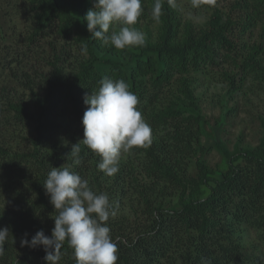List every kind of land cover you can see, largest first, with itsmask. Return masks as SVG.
I'll use <instances>...</instances> for the list:
<instances>
[{"label": "trees", "instance_id": "1", "mask_svg": "<svg viewBox=\"0 0 264 264\" xmlns=\"http://www.w3.org/2000/svg\"><path fill=\"white\" fill-rule=\"evenodd\" d=\"M241 1V4L238 0L231 5V12L242 9L248 17L239 16L235 27L230 17L221 24V13L215 11L205 31L196 34L186 32L184 38L178 41L172 0H163L159 40L154 45L140 48V55L128 72L122 69L121 65L124 64L109 59L105 61L109 69L100 74L92 68L91 61L90 65H85L82 77L76 81L65 83L64 86L50 84V93L58 94L54 98V106L63 105L65 111L67 109V112L73 113L81 121L86 110L83 98L98 90L101 78L107 76L113 80L123 79L129 90L138 97L137 109L142 116L146 115L151 135L155 136L145 149V157L149 161L145 169L150 171L147 175L150 181L139 192L142 206L140 221L132 227L125 224L126 221L121 216H110L107 221L110 235L118 243L117 264L261 263V258L254 254L243 255L239 241L242 239L241 226H245L258 234L259 241L264 246V132L256 149L235 146L229 150L221 142L214 145L226 166L221 178L211 177L203 161L199 159L195 162V177L189 176L187 166L194 154L195 145L198 148L201 146L199 134L202 121L200 109L186 81L187 75L208 72L207 64L213 62L216 51H226L223 55L225 62L234 47L229 39L235 34L234 28L237 27V33L242 36L246 31L251 32L250 27L255 19L263 23L264 35V0ZM79 2L88 3L86 0ZM79 2L29 0V12L36 16L33 21L34 34L43 38L46 29L55 27L63 37L73 35L78 41L86 43L83 48L90 55L96 49L100 53L113 55V47H103L99 40H88L90 35L84 21L85 15L78 18L70 13L69 8L81 6H78ZM91 2L93 4V0ZM258 53L257 49H253L237 65L241 71L239 75L253 74L256 78H264V66L256 59L259 57ZM94 57L95 60L98 59L96 55ZM235 63L238 64L234 61V67ZM146 76L148 80H144ZM173 77L179 81L181 97H175V102L162 106L163 93L170 90L174 83V80L171 81ZM227 80L231 86L230 93L238 89L234 75ZM1 90L4 92V87ZM4 106L6 112L15 113L18 120L15 125H21L30 119L23 105L16 106L10 100L4 102L0 99L2 112ZM5 123L9 124L10 121ZM44 125L42 120L38 122L40 129L36 128L37 136L31 140L30 154L13 151L11 146H0V195L4 191V179L8 178V174L22 168L30 169V176L20 186L22 193L9 202L11 206L0 211V228L7 227L10 230L3 243L0 264H44L45 252L42 247H21L20 243L25 234L30 240L41 230L46 236H50L54 227L53 218L57 214L43 187L51 167H56L58 163L52 165L38 147V143L43 140L41 128ZM262 128L264 130L263 120ZM9 133L12 135L9 139L16 143L17 139ZM0 139L4 143V134L1 132ZM88 150L80 148L77 156H73L71 151L67 155L63 154L64 161L66 163L68 157L70 171L87 179L94 192L106 193L110 209L117 213V207L123 204L126 194L121 183V171L115 174L116 182L119 181L116 183L118 187L106 190L102 183L107 176L100 171L94 174V165L88 164ZM138 152L141 151L136 150L134 153ZM189 187L192 191L187 193ZM169 190L174 193L178 191L177 201L168 205L158 203L157 200L162 196L160 192ZM58 264H75L72 249L67 242L61 249Z\"/></svg>", "mask_w": 264, "mask_h": 264}, {"label": "rangeland", "instance_id": "2", "mask_svg": "<svg viewBox=\"0 0 264 264\" xmlns=\"http://www.w3.org/2000/svg\"><path fill=\"white\" fill-rule=\"evenodd\" d=\"M67 1L79 2V0ZM86 1L87 4L79 2L78 6H81L69 8L70 13L81 18L93 6L91 0ZM236 1L238 0H199V6L194 7L192 0H172L173 19L178 26L177 40L181 41L186 32L196 34L205 31L215 11L221 13V24L230 17L235 27L240 19L239 16L248 17L246 12L241 11L242 9L231 12V5ZM241 2L240 0V4ZM153 4L154 0H141L143 11L135 25L137 30L145 34V45L156 44L161 35L162 24L152 17ZM29 9V0H0V99L4 102L10 100L16 106L23 105L30 116V119L25 120L23 124L15 125L18 122L15 113L6 112L5 106L3 112L0 108V132L4 134V143L0 141V146L3 145L4 148L11 146L13 151L30 154L31 140L37 136L36 128L38 122L42 120L45 123V130L41 128L44 136L38 143L40 151L46 155V160L52 165L55 166L58 162L57 168L68 167V157L65 163L63 154H69L72 146L83 139V127L80 119L73 113L67 112V109L65 111L63 105L54 106L56 102L54 98L58 94L50 93L52 88L50 84L64 86L65 83L76 81L82 77L85 65H90L91 61H93L92 68L100 74L109 69L105 65V61L109 59L124 64L121 65L122 69L128 72L129 67L135 65L141 47L123 51L113 48L115 51L113 55L100 53L96 49L94 54L98 59L95 60L94 54L90 55L87 49L83 51L86 43L78 41L73 35L68 38L63 37L55 27L46 29L43 38L35 35L33 21L36 16L30 13ZM145 14L146 17H143ZM253 21L251 32L246 31L242 36L237 33L238 28H234L235 34L229 38L234 47L225 62L223 55L226 51H216L213 62L207 64L208 72H193L186 77L202 118L199 134L201 146L198 148L195 145L194 154L187 162L190 177L196 176L195 162L199 159L203 161L211 177L221 178L226 166L221 154L214 148L218 142L223 143L229 150L234 149L235 146L256 149L259 145L264 132L262 128L264 78H256L253 74L239 75L241 71L237 66L253 49L258 50L259 57L256 59L264 66L263 23L255 19ZM116 30L118 31V26ZM88 40L92 38L89 36ZM234 61L238 63H235L236 67L233 66ZM232 75L235 77L238 89L230 93L231 86L227 79ZM144 80H148V76ZM171 81L174 83L168 92L163 93L162 106H166L171 101L175 102V97H181L179 81L174 77ZM3 87L4 92L1 90ZM143 118L147 120L146 115ZM6 121L10 123L6 124ZM9 132L13 134L14 139H17L16 143L9 139L11 135ZM154 137L151 135V138ZM80 148L88 149L82 143ZM147 148L148 146L134 149L132 153H124L119 161L121 183L125 187L123 188L126 194L123 204L117 207L116 217H123L125 224L131 227L141 219L142 206L139 192H142L150 181L147 176L150 171L145 169L146 164L149 163L148 158L145 157ZM136 150L141 152L134 153ZM88 158V164L94 165V174H97L99 170L95 165L99 162L98 157L88 150ZM22 169L8 174V178L4 179V191H1L2 195H0V211L3 210L4 204V210L11 206L9 202L22 193L20 186L25 184L24 181L30 176V169L24 168L23 171ZM116 177L115 175L105 177L102 185L106 190H115L118 187L116 183L119 181L116 182ZM163 191L160 192L162 196L157 200L158 203L168 205L177 201L178 191L174 193L169 190L162 193ZM191 191L189 187L187 193ZM241 229L242 239L239 242L243 255L254 254L261 258L260 264H264V246L261 245L258 234L245 226H241Z\"/></svg>", "mask_w": 264, "mask_h": 264}, {"label": "clouds", "instance_id": "3", "mask_svg": "<svg viewBox=\"0 0 264 264\" xmlns=\"http://www.w3.org/2000/svg\"><path fill=\"white\" fill-rule=\"evenodd\" d=\"M192 4L198 7L199 0H192ZM162 9L163 0H154V20L159 21ZM142 11L141 0H93L84 21L92 39L123 51L146 44L145 34L135 28ZM83 102V139L72 146L71 154L77 156L82 143L99 157L98 170L112 177L119 171L122 154L151 143V127L137 109L138 97L123 79L102 77L98 90L86 94ZM43 187L57 213L54 227L50 236L41 230L29 240L25 234L21 247H42L44 264H58L67 242L75 264H117L118 243L107 224L116 212L110 209L108 195L97 194L87 179L63 166L51 167ZM9 234L7 227L0 228V254Z\"/></svg>", "mask_w": 264, "mask_h": 264}]
</instances>
